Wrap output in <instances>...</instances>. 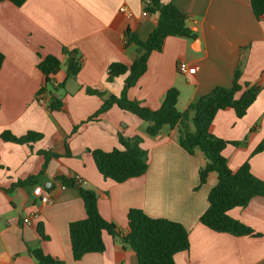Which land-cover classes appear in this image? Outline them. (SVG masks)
I'll use <instances>...</instances> for the list:
<instances>
[{
    "label": "crops",
    "instance_id": "1",
    "mask_svg": "<svg viewBox=\"0 0 264 264\" xmlns=\"http://www.w3.org/2000/svg\"><path fill=\"white\" fill-rule=\"evenodd\" d=\"M149 1L27 0L21 7L0 1V51L5 56L0 70V136L4 131L17 137L29 131L43 135L29 146L0 138V187L9 189L20 179L40 174L46 162L41 151L60 156L48 162L37 186L49 190L48 203L41 201L35 188H18L11 194L0 191V264H36L28 247L40 248L67 264H138L136 253L108 233L103 236L104 253L74 260L69 224L85 219L86 211L78 190L64 188L55 180L60 173L75 174L84 188L98 193L100 214L122 236L130 232L131 209L183 224L189 231L190 249L175 256L176 264H264V235L235 237L200 223L218 175L210 173L201 185L203 153L189 155L180 145L184 130L194 131L193 113L182 125L164 127L154 138L147 135L146 122L118 106L88 121L104 102L87 90L120 96L128 74L110 82L109 68L113 63L130 66L139 57L138 47L126 43L125 32L130 29L146 41L156 28L159 15L145 9ZM161 2L173 3L188 16L187 26L196 38L168 37L163 51L150 55L148 71L128 90V97L158 109L167 91L175 87L180 92L178 110L185 112L214 88L231 87L239 69L242 83L261 91L243 118L232 109L220 111L213 132L240 143L228 145L223 152L233 171L250 159L252 173L264 182V151L251 158L264 141V20L256 19L251 0ZM64 48L82 60L77 77L69 80ZM48 56L62 62L49 87L65 83L64 90L51 91L62 102L60 110L49 108L51 95L43 97L44 102L37 95L45 84L38 64ZM182 61L189 65L186 75L178 70ZM120 131L126 137H142L141 146L149 157L147 173L122 184L105 179L89 152L119 148ZM68 151L72 156L66 155ZM229 214L264 234L263 197ZM40 224L46 239L38 232Z\"/></svg>",
    "mask_w": 264,
    "mask_h": 264
},
{
    "label": "trees",
    "instance_id": "2",
    "mask_svg": "<svg viewBox=\"0 0 264 264\" xmlns=\"http://www.w3.org/2000/svg\"><path fill=\"white\" fill-rule=\"evenodd\" d=\"M9 1L17 7L23 6L27 0H0ZM253 13L258 21L264 20V0H251ZM145 9L153 14L158 13L159 20L156 28L146 41L141 40L134 32L128 29L125 32L127 44L136 45L139 57L130 66L123 63H113L108 72V81L128 74L124 81V88L120 96H106L105 93L88 89L90 95H97L103 99L99 111L91 116L88 121L97 120L112 107L130 112L148 124L147 135L157 137L164 127L175 128L190 119L194 131L184 130L180 137L181 147L189 154L195 155L197 151L203 153L206 163L200 168V184L207 182L210 173L218 175V183L208 196L209 207L201 216L200 223L208 229L221 234L235 237L250 236L262 237L264 234L256 233L251 227L230 216V211L238 207H246L256 197L264 198V182L257 178L251 170L250 159L238 170L233 171L223 152L228 145L238 146L239 142H230L216 136L213 132L214 120L220 111L234 110L238 118H243L249 108L256 101L261 87L242 83V74L236 70L232 86L229 88L218 86L210 93L200 97L199 100L189 105L185 112L178 110L180 92L177 88L169 89L158 109L144 106L137 100L128 97V90L137 85L138 81L148 71V60L152 53H161L168 37H184L195 39L196 33L187 26L188 16L182 13L173 3L164 4L161 0H150ZM67 48V79L77 77L82 68V60L73 57ZM5 60L0 51V70ZM62 62L55 56H48L38 64V69L45 76V84L38 91V97L51 95L48 103L51 110H60L62 102L53 91L65 89V83L49 89L52 78L60 71ZM0 138L4 142L31 145L43 138V135L34 131L27 132L24 136L17 137L10 131H4ZM120 147L110 152L103 150H89L91 152L99 173L105 178L118 184L130 179L145 175L149 169L148 152L142 148L143 139L140 136L126 137L119 132ZM264 151V141L253 152L251 158ZM45 157V164L38 175H32L24 180L13 183L9 189L0 187L8 194L18 188L34 189L39 185L48 162L60 156L51 150L40 152ZM67 156H72L68 151ZM56 181L64 188L78 187L83 200L86 218L71 222L69 233L72 242L73 258L80 261L87 254L104 253L106 250L104 233L118 237L128 245L137 255L138 264H176L175 256L190 249L189 231L183 224L165 218H152L140 209H131L128 213L129 234L122 236L115 224L105 220L100 214L96 191L84 188L83 181L75 174H58ZM82 181V182H81ZM49 191V190H47ZM38 232L43 239L46 236L43 227L38 226ZM28 252L35 259L36 264H67L64 260L46 254L40 248L28 247Z\"/></svg>",
    "mask_w": 264,
    "mask_h": 264
},
{
    "label": "built area",
    "instance_id": "3",
    "mask_svg": "<svg viewBox=\"0 0 264 264\" xmlns=\"http://www.w3.org/2000/svg\"><path fill=\"white\" fill-rule=\"evenodd\" d=\"M121 11H122V12H125V9L122 8ZM143 15H144V16H147V15H148V12H144ZM178 70H179V72H180L181 74H183V75L188 74V73H189V70H190V69H189V65H188V63H187V62H184V61L180 62V63L178 64ZM39 100H40L41 102H44V100H43L41 97H39ZM81 182H82V181H81ZM34 191H35V193L41 198V201H42L43 203H48V202L50 201V199H51V195H50V193H49L47 190H45L44 188H42V187H36Z\"/></svg>",
    "mask_w": 264,
    "mask_h": 264
},
{
    "label": "water",
    "instance_id": "4",
    "mask_svg": "<svg viewBox=\"0 0 264 264\" xmlns=\"http://www.w3.org/2000/svg\"><path fill=\"white\" fill-rule=\"evenodd\" d=\"M45 189H47V187H45ZM74 189H75V190H79V188H78V187H75Z\"/></svg>",
    "mask_w": 264,
    "mask_h": 264
}]
</instances>
